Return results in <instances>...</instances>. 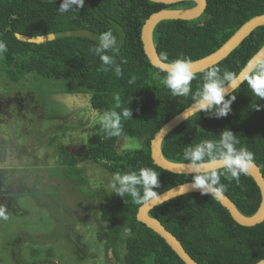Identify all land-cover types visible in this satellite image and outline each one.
Wrapping results in <instances>:
<instances>
[{"label":"trees","instance_id":"1","mask_svg":"<svg viewBox=\"0 0 264 264\" xmlns=\"http://www.w3.org/2000/svg\"><path fill=\"white\" fill-rule=\"evenodd\" d=\"M60 3L62 0H0V40L7 44V51L0 56V83L5 80V86L23 85L31 77L66 81L86 93L89 108L101 113L114 106L113 94L119 93L123 105L133 113L132 120L123 122L122 135L111 139L105 138L97 124L82 156L112 175L153 168L160 174V187L155 189L159 195L193 182V176L172 174L152 160L151 143L155 136L196 102L191 95L172 96L161 82L166 73L155 68L146 56L142 31L154 14L190 10L196 4L166 6L150 0H85L83 9L60 13ZM207 3L206 12L196 20L163 21L155 27L153 42L164 63L179 58L190 59L192 63L201 61L218 52L247 23L264 15V0H207ZM109 29L116 35L120 49L115 57L122 68L120 77L111 70L100 71L102 62L90 50L100 34ZM52 36L55 39L50 41ZM263 48L264 26L215 67L239 76ZM205 72L193 80V93L202 84ZM132 77L134 84L128 82ZM231 95L236 99L227 117L216 118L202 111L183 122L163 141V157L175 164H188L183 159L186 147L205 139H219L220 133L228 128L241 140L238 147H247L254 153V164L264 177V98L255 97L246 81ZM255 105L260 106L259 110ZM121 138L137 139L142 146L119 152ZM79 157L60 146L54 174L60 179L84 182ZM23 159L20 155L19 165L9 162L8 167H0V201H9L8 207L0 203V208L7 216L16 211L18 197L35 194L25 187L24 180L11 181L15 167H30ZM221 183L225 186L222 193L243 216L257 214L262 197L250 174L242 175L239 184L222 176ZM22 184L24 191L19 188ZM14 186L16 192L12 190ZM8 191L11 195L5 198ZM143 206L131 197L122 198L112 192L106 195L99 210L108 227L98 233L99 241L119 263V248L123 246V264H185L164 239L138 221ZM150 216L179 240L197 264H258L259 259H264V222L243 227L210 195L193 193L172 199L154 208ZM3 220L0 218V224ZM42 254L35 250L32 256L38 258Z\"/></svg>","mask_w":264,"mask_h":264},{"label":"rangeland","instance_id":"2","mask_svg":"<svg viewBox=\"0 0 264 264\" xmlns=\"http://www.w3.org/2000/svg\"><path fill=\"white\" fill-rule=\"evenodd\" d=\"M2 82L0 167H8L9 162L19 165L21 155L30 167H15L11 181L24 180L25 187L35 194L18 197L16 211L1 222L0 264H123V246L119 263L98 239V233L108 227L99 208L112 192L113 175L82 156L98 124L91 119L88 95L66 81L31 77L23 85L5 86V80ZM59 144L70 155L80 156L84 182L54 174ZM141 146L137 139L121 138L117 149L123 152ZM12 190L16 192V186ZM10 195L8 191L4 197ZM0 203L9 206L8 200ZM78 239L83 246L81 254L75 249ZM35 250L42 256L34 258Z\"/></svg>","mask_w":264,"mask_h":264},{"label":"clouds","instance_id":"3","mask_svg":"<svg viewBox=\"0 0 264 264\" xmlns=\"http://www.w3.org/2000/svg\"><path fill=\"white\" fill-rule=\"evenodd\" d=\"M85 7V0H62L59 5L60 13L76 11ZM100 58V71L105 73L114 71L117 77L122 75V68L116 62L119 55L117 37L111 29L100 34L97 44L90 49ZM7 51V44L0 40V56ZM108 53H112L109 55ZM165 59H167L165 57ZM126 63V60H122ZM252 71L247 75L246 82L255 97L264 98V61L252 64ZM166 75L161 81L174 97H194L199 112L204 111L216 118H224L232 111L231 105L236 99L230 95L238 86L239 76L232 71H223L218 67L208 69L202 78V84L193 93L192 82L196 77L190 59L179 58L166 64L162 69ZM134 84L135 77L129 81ZM114 106L103 113L97 109L91 110L93 123H98L105 134V138L119 137L123 133V122L132 120V111L122 103L119 93H114ZM230 96V98H226ZM259 105L255 108L259 110ZM241 140L231 129H224L219 139H205L194 146H188L183 153V159L193 169L192 189L200 190L201 194L219 196L224 189L221 177L240 183L242 175L247 176L254 166V153L247 147H238ZM217 165L219 167H217ZM160 174L150 167H142L138 171L116 173L112 176L109 187L112 193L125 198L131 197L137 204L145 205L157 202L159 193L155 190L160 187ZM0 218L7 220L8 216L0 208ZM258 264H264L259 259Z\"/></svg>","mask_w":264,"mask_h":264},{"label":"water","instance_id":"4","mask_svg":"<svg viewBox=\"0 0 264 264\" xmlns=\"http://www.w3.org/2000/svg\"><path fill=\"white\" fill-rule=\"evenodd\" d=\"M153 3L162 4L166 6H173L176 4L184 3V2H193L196 4V7L190 10H164L159 13L154 14L150 19L146 22L142 31V43L144 47V52L153 66L161 71L166 65L158 56V53L155 49V45L153 42V31L155 27L163 22V21H193L200 18L207 10V0H150ZM264 26V15L257 17L247 23L238 33L218 52L213 55L192 63L193 71L196 75L203 73L210 69L211 67H215L223 62L226 58H228L256 29ZM55 39L52 36L49 40L53 41ZM264 61V48L251 60L252 64L256 62ZM250 64V63H249ZM248 66L245 70L239 75L238 86L234 89V91L240 87L245 81L247 75L252 71V68ZM164 72V71H163ZM233 91V92H234ZM232 92V93H233ZM230 93V95L232 94ZM202 112V111H201ZM200 113L197 105L195 104L180 116L172 120L168 123L154 138L151 143V155L153 162L161 169L168 171L172 174L176 175H188L193 176V169L189 166V164H175L167 161L162 155V144L163 141L167 138V136L174 131L180 124L192 118L196 114ZM217 167H219L217 165ZM253 179L255 180L257 186L261 192V205L260 209L256 215L253 217H245L243 216L238 209L235 207L234 203L222 192L219 196H212L211 194H207L218 200L221 205L227 209L230 213L233 220L243 227H255L264 222V177L259 170V168L254 164L253 168L249 173ZM193 182L183 184L177 186L164 194L160 195V199L157 202H152L145 204L139 211L137 219L140 223L144 224L147 228L155 232L162 239H164L169 246L175 251V253L181 258V260L185 264H197L190 255L186 252L182 244L179 240L174 237L159 221L153 219L150 216V212L172 200L184 195L193 194V193H201L200 190H195L191 188Z\"/></svg>","mask_w":264,"mask_h":264},{"label":"flooded vegetation","instance_id":"5","mask_svg":"<svg viewBox=\"0 0 264 264\" xmlns=\"http://www.w3.org/2000/svg\"><path fill=\"white\" fill-rule=\"evenodd\" d=\"M5 144V142L2 143V145ZM59 146H64L63 144H59ZM59 149V148H58ZM67 149V148H66ZM58 151V150H57ZM57 154V153H56ZM79 160H80V157H79ZM79 163V162H78ZM76 246H75V249L77 250V253L78 254H81L82 251H83V246L80 244V241L79 239L76 240Z\"/></svg>","mask_w":264,"mask_h":264}]
</instances>
